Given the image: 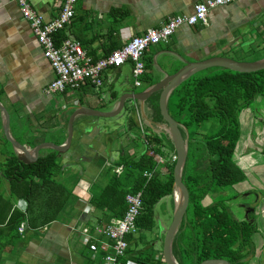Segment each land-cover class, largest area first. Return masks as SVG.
Listing matches in <instances>:
<instances>
[{
	"label": "trees",
	"instance_id": "trees-1",
	"mask_svg": "<svg viewBox=\"0 0 264 264\" xmlns=\"http://www.w3.org/2000/svg\"><path fill=\"white\" fill-rule=\"evenodd\" d=\"M158 94L156 91L147 99L152 105L147 117L155 122L157 116L161 118ZM258 99L264 102V69L244 72L220 66L192 73L169 94L168 111L178 122L188 145L182 179L189 190V201L171 244L180 264L215 257L227 258L231 264H247L254 254L252 235L260 225L256 207L259 195L254 190L242 191L234 186L245 178L236 158L240 116ZM124 106L128 109L124 129L128 139L119 147L116 159L108 164L100 162L98 177L90 186L89 202L109 220L120 219L126 209L125 195L139 192L142 208L136 219L137 231L125 237L134 247L130 248L128 243L119 263L160 264L164 263L161 255L156 258L146 232L156 227L155 205L166 196L172 198L174 160L171 156L166 158V145L173 155L175 149L163 129L142 118L139 127L135 106L126 102ZM261 112L264 113L252 111V118L264 125ZM213 120L216 127L203 132L204 125ZM244 122L248 130V123ZM130 148L133 153L128 156ZM156 156L163 157L164 163L159 165ZM59 157V151L50 150L38 154L33 161H23L13 150L0 162V186L2 180L8 185L7 195L0 193V253L7 246L18 248L22 241L18 231L21 222L27 224V229L35 230L60 219L61 215H70V210H65L67 206L72 208L77 198L57 179L59 170L63 169ZM118 166L122 167L119 174L115 171ZM152 170L155 172L147 178L145 172ZM228 187L234 189L230 194L225 192ZM250 195L254 197L251 202L247 201ZM185 238L191 241L192 249L183 244Z\"/></svg>",
	"mask_w": 264,
	"mask_h": 264
},
{
	"label": "crops",
	"instance_id": "crops-1",
	"mask_svg": "<svg viewBox=\"0 0 264 264\" xmlns=\"http://www.w3.org/2000/svg\"><path fill=\"white\" fill-rule=\"evenodd\" d=\"M198 1L202 0H78L74 15L63 29L56 32L54 40L56 43L64 37H73L90 56L97 59L122 46L133 35L143 33L149 27L159 26L169 15L191 14ZM30 2L45 20H50L57 16L63 0ZM262 13L264 0H235L210 9L206 24L198 22L178 27L167 42L152 45L146 50L142 59L144 72L138 86L147 83L142 91L147 90L185 63L212 56H227L233 50L253 45V42L245 41L242 35H237V30L240 24L249 21H252L253 27L260 29L258 18ZM153 61L157 62L156 72L152 71ZM120 66L107 70H117ZM53 77L54 71L43 56L42 47L29 23L22 17L19 5L13 0H0V102L10 117L11 136L29 151L44 142L64 144L68 118L78 107L113 112L118 106L119 98L112 90L113 86L109 87L107 93L102 89L103 84L110 85L112 82L105 71L103 83L98 89L84 83L74 91L48 95L44 93V87ZM74 99L78 100V105L73 102ZM106 99L113 101L107 108ZM127 105H134L135 111L137 108L140 110L134 100H130ZM83 116L86 115H76L74 119ZM95 122L82 131L85 135L76 142L75 152L70 157L62 158L71 142L59 157L67 169L73 172L81 169L86 173L78 177L73 187L77 202L69 208L70 215H61L60 219L39 229L26 228L20 233L22 241L18 248L7 246L0 253V264H104V251L101 249L91 256L82 228L89 227L90 235L97 239L98 245L110 244V240L94 231V226H103L117 218L110 221L107 215L96 209L86 213L81 199L84 197L90 201V186L98 177L100 162L107 164L116 159L117 148L111 144L113 141L103 125ZM3 125L4 118L0 111V133L3 134L0 136V149L8 154L14 149L6 145ZM125 126L126 121L116 135H124ZM55 132H58L56 137L49 135ZM50 150L53 149L43 146L38 154ZM132 151L130 148L129 152ZM7 188L6 182L5 193L8 192ZM259 222L261 226L263 221ZM262 233L264 235V225L252 235L255 251L247 264H264Z\"/></svg>",
	"mask_w": 264,
	"mask_h": 264
},
{
	"label": "built area",
	"instance_id": "built-area-1",
	"mask_svg": "<svg viewBox=\"0 0 264 264\" xmlns=\"http://www.w3.org/2000/svg\"><path fill=\"white\" fill-rule=\"evenodd\" d=\"M20 8L22 17L29 23L30 29L42 47V54L48 60L54 71V77L44 87V93L64 94L78 89L82 84L89 83L98 89L103 83V72L109 67H118L129 62L132 67L133 84L140 85V77L144 72L143 55L146 50L161 42H167L176 29L182 25H194L198 22L206 24L210 9L229 4L235 0H202L193 6V12L189 15H169L157 27H149L143 33L133 35L122 46L112 50L109 54L94 59L82 47L80 42L73 37H64L59 44L55 43L54 35L69 22L75 12V4L78 0H63L56 17L45 20L42 14L36 10L30 0H13ZM79 104L77 99L73 101ZM138 119L141 121L140 111L136 110ZM153 154V151H149ZM175 158L173 155L172 160ZM159 165L164 163L161 156H156ZM158 165V167H159ZM163 170V169H162ZM115 171L119 174L122 167L118 166ZM155 170L145 172L150 178ZM126 209L120 219H116L103 226H94V231L111 241L110 244L98 245L97 239L91 237L89 227L82 228L85 243L94 256L99 249L104 251V264H119V257L124 255L128 242L126 235L136 233V219L142 208L140 193L129 192L125 195ZM84 211L90 213L94 210L89 200L84 197ZM27 228L25 222H21L18 231L23 233ZM111 248V250H108ZM129 264H135L128 261Z\"/></svg>",
	"mask_w": 264,
	"mask_h": 264
},
{
	"label": "rangeland",
	"instance_id": "rangeland-1",
	"mask_svg": "<svg viewBox=\"0 0 264 264\" xmlns=\"http://www.w3.org/2000/svg\"><path fill=\"white\" fill-rule=\"evenodd\" d=\"M262 14L258 18L259 23H260V27H259L260 29L253 27L251 25L252 21H249V22L240 24L237 30V35L239 36L242 35V38L245 41L246 40L251 41L253 42V45L244 46L243 49L241 50H233L229 52L227 56L235 60H240V61H253L255 59L262 58L264 56V42H263L264 13ZM256 43L259 45H256ZM153 62L155 63H154V67L152 71L156 72L155 70H157L156 69L157 62L156 61H153ZM107 69L105 70V73H107L108 79L112 78V82L110 85L107 83L102 85V89H104L106 93L108 92L109 87L113 86L112 90L115 91L118 98H120L123 93L131 92V91L138 92L146 88L147 83H142L141 86H133L134 78L132 76V67L129 64V62H126V64H123L117 70H107ZM205 71L206 69L200 71L199 73H202ZM147 73L148 71L146 72V74ZM130 100L131 99H127L126 104H128ZM135 103L136 105L139 106L140 110L141 108L144 109V113L146 116L150 115L152 105L147 100H144L142 103L135 100ZM105 104H106L105 107L107 108L109 107V104H113V101L106 99ZM256 109L259 110V112L264 111V102L262 99L261 100L258 99L257 103L251 105V108H246L245 110H243L240 116L241 133H240V139L237 144L236 158L238 160V163L244 170L245 178L243 181L237 183L234 186V189L236 188L242 191L251 189V190H254V192L256 191V193H258L259 197L257 198V201H256L257 202L256 207H258L259 209L258 211L260 212L259 220L263 221V224H261V226L259 225V229H260L264 225V217H263L264 216V150H261V148L264 147V125L258 120L253 121L252 111H255ZM135 114H136L135 115L136 123L140 127L143 117H141L142 119L140 121L138 119L137 113ZM261 115L264 118L263 112H261ZM126 119H127V109L126 108L125 109L123 108L119 113L111 117H98V118L96 117L95 118V116L86 115V116L76 119L75 122L73 123V135H72V140H71V146L65 152V154L60 152V154H64L62 158L70 157L75 152L76 142L79 141V139L85 135V133H83L82 131H84L86 127L90 128L92 124L96 123L95 121L103 125V128L106 131V133L110 135L111 142L113 141L111 144H113V146L117 148V151L115 152V154H116V157H118L119 147L122 144H124L128 138H126L125 135H122V134L116 135V134H118L119 130L122 128ZM156 120L158 123H161V124L164 122L162 116L161 118L157 116ZM244 121H247V122L245 123ZM243 122L244 124L248 123V130L244 128ZM215 127H216V121L213 120L212 122L206 123L204 125V128H202L201 130L203 132H206L208 131V129L209 130L210 128L214 129ZM141 132L142 131L139 130L140 134ZM49 135H53V137H56L58 135V132H55L53 134L49 133ZM0 136H3L2 132L0 133ZM6 145L10 148L12 146L9 142H7ZM166 147H167L166 152L168 153V155H166V158H168V156L173 157V151H171V149L167 145ZM132 153L133 151L132 152L128 151L127 155L128 156L132 155ZM4 156H5V151L0 149V162L3 160ZM60 161L61 159L59 160V162ZM61 164L63 165L62 166L63 169L59 170L60 172L57 175V179L59 182H61L63 185H65L68 189L72 190L73 192V187L78 182L77 180L79 179L78 177L82 175L85 176L86 173H83L81 169H77L75 170V172H73L67 169L64 166L63 162H60V165ZM163 172H166L165 167H163ZM5 183L6 181L2 180L1 186H0V193L3 194L4 196L7 195V193H5ZM234 189L232 187L231 188L228 187L226 188L225 192L230 194L231 192H233ZM250 200L251 201L254 200V197L251 195L247 199V201H250ZM69 208L70 206H67L65 211L66 212L69 211ZM173 211H174V202H173V197L171 198V196L164 197L161 201H159L155 205V218L157 221L156 227L152 232H146V238L147 240L152 242V245L154 248L153 251L155 252L156 258L159 257L160 248H161V240H162V237L164 235L166 228L168 227L171 221ZM186 235H188V233ZM133 236L135 237L136 234H133ZM262 236L264 237L263 233H262ZM185 240L186 242L183 241V244L187 243V245L189 246V249L190 248L192 249L191 241H189L187 238H185ZM133 247L134 245L131 244L130 248H133ZM171 253L175 257L172 251V245H171ZM119 264H123V263H119ZM125 264H129L128 261ZM150 264H156V263H150ZM160 264H164V263H160Z\"/></svg>",
	"mask_w": 264,
	"mask_h": 264
},
{
	"label": "water",
	"instance_id": "water-1",
	"mask_svg": "<svg viewBox=\"0 0 264 264\" xmlns=\"http://www.w3.org/2000/svg\"><path fill=\"white\" fill-rule=\"evenodd\" d=\"M213 66L225 67L236 71L253 72L264 69V57L254 61H240V60H235L229 56H212L203 60H197V61L185 63L176 72L162 78L147 90L138 91V92L131 91V92L123 93L119 98L117 108L113 112H104V111H98L85 107H78L75 111L71 113V115L68 118L67 138L64 144L56 145L51 142H44L37 145L32 151H29L23 144L17 142L11 136L9 132L10 117L9 114L7 113V110L3 107V105L0 102V111L4 118L3 133L5 138L8 140V142L12 145L19 159L23 161H33L37 158L39 150L43 146H49L53 150L59 152L68 148L71 142V137L73 132V120L76 115H90V116H104V117L114 116L123 109L124 102L126 99H131L134 101L137 100L142 103L152 93L159 91L158 107L164 122L161 124L149 119L145 115L143 108H141V110L139 111L141 117H143L144 120H147L149 123L154 122L156 126L163 129L169 135V138L171 139L174 145L175 158L173 159L174 164L172 170L174 190L172 197L174 198L176 190H181L183 192L184 198L180 206L174 207L171 221L168 227L166 228L161 240L160 255L164 264H179L171 253V244H172V238L178 229V226L186 211L189 201V190L187 185L182 179V172H183V167L187 153V141L186 138H184L181 133L178 122L171 116L170 112L168 111L167 99L169 97L171 90L175 86H177L180 82L185 80L189 75L200 69L209 68ZM172 132H174L175 137L172 136ZM219 263L231 264L230 261L224 257L203 259L194 264H219Z\"/></svg>",
	"mask_w": 264,
	"mask_h": 264
},
{
	"label": "bare ground",
	"instance_id": "bare-ground-1",
	"mask_svg": "<svg viewBox=\"0 0 264 264\" xmlns=\"http://www.w3.org/2000/svg\"><path fill=\"white\" fill-rule=\"evenodd\" d=\"M172 136L175 137V134L174 132H172ZM183 198H184V195H183V192L181 190H176L175 191V195H174V198H173V201H174V207H178L182 204L183 202Z\"/></svg>",
	"mask_w": 264,
	"mask_h": 264
}]
</instances>
